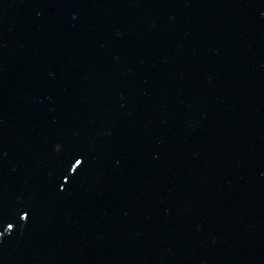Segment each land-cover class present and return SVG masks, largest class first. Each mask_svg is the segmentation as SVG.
I'll return each mask as SVG.
<instances>
[{
	"label": "water",
	"instance_id": "1",
	"mask_svg": "<svg viewBox=\"0 0 264 264\" xmlns=\"http://www.w3.org/2000/svg\"><path fill=\"white\" fill-rule=\"evenodd\" d=\"M0 264H264V0H0Z\"/></svg>",
	"mask_w": 264,
	"mask_h": 264
}]
</instances>
